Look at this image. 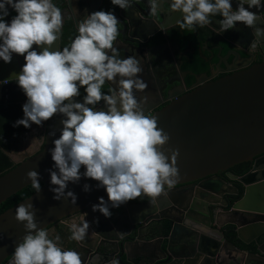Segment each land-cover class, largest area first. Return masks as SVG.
Wrapping results in <instances>:
<instances>
[{"label": "water", "instance_id": "95a60500", "mask_svg": "<svg viewBox=\"0 0 264 264\" xmlns=\"http://www.w3.org/2000/svg\"><path fill=\"white\" fill-rule=\"evenodd\" d=\"M95 2L103 5V0ZM75 3L76 0H67L64 6L73 12ZM166 7L161 4L162 15L157 19L150 15L147 0H140L128 11L116 7L115 15L120 26L131 30H137L140 19L143 33L155 30L144 41L161 32L166 41L161 50L170 56L172 48L175 56L180 55L184 77L181 93H187H172L173 101L153 114L157 116L158 127L170 135L167 148L178 149L180 153V179L175 187L165 188L167 195L159 197L156 204L149 203L147 198H137L112 209L114 227L101 220L102 214L92 211L100 197L108 200L106 191L98 190V182L94 180L69 184L68 190L78 197L76 206L69 200L54 199L49 172L54 162L49 150L62 128V117L56 116L45 123V135L38 146L44 145V149L39 148V154H28L25 149L19 162L15 161L18 156L15 151L6 153L18 166L0 177V206L30 187L27 173L36 170L41 177V191L21 203L34 205L39 228L53 233L56 225L62 227L84 213L92 228V224L102 227L100 233L105 238L102 241L94 231L97 244L87 240V235V241L63 245L79 252L82 264H112L113 260L117 264H264V62L253 65L254 58L249 52L256 42L264 53V36L253 37L255 30L243 24L217 34L215 29L220 28L222 19L218 16L213 18L212 26L188 33L189 48L186 54H180L177 46H173L172 33L182 32L175 27L182 17L164 11ZM237 7L233 0V9ZM131 10L135 16L130 14ZM260 16L258 27H264V12ZM78 22L75 16L76 30ZM215 39L224 45L217 47L220 50L217 62L213 61L217 55L212 56L216 48H210ZM231 42L234 50L222 53L224 48L231 47ZM57 46L61 47V38ZM205 53L212 54L211 58ZM24 64V58L15 55L10 64L0 61V103L26 102L15 82V75ZM219 75L224 77L216 80ZM160 78L158 75L157 79ZM179 80L176 77L170 82ZM34 128L35 125L31 132ZM51 132L56 136H50ZM245 163L251 164L250 172L243 176L231 173ZM84 184H90L92 190L84 192ZM18 205L0 216V264H10L15 247L26 234L23 224L15 219ZM228 227L236 233L238 242L248 248L256 245L257 252L230 242L224 232ZM118 229L125 233L118 236Z\"/></svg>", "mask_w": 264, "mask_h": 264}, {"label": "clouds", "instance_id": "9594fccd", "mask_svg": "<svg viewBox=\"0 0 264 264\" xmlns=\"http://www.w3.org/2000/svg\"><path fill=\"white\" fill-rule=\"evenodd\" d=\"M139 2L111 0L123 11ZM235 2L236 10L233 0H147V5L150 15L159 19L161 4H166L164 11L182 17L175 27L189 34L212 26L213 18L219 16L217 34L243 24L255 30V37L264 36V27H258L264 0ZM64 23L54 0H0V61L10 64L14 55L25 60L15 82L26 102L23 118L14 127H43L54 117H62L59 138L49 150L54 162L49 170L54 199L69 200L76 206L78 197L68 190L69 184L88 179L107 193L108 200L100 197L92 206L93 212L107 219H111L112 209L137 198L156 204L167 195L165 188L173 189L180 179V153L167 148L170 135L158 127L157 116L146 110L148 97L137 99V93L148 88L141 78V61L135 56L120 57L115 46L120 20L113 11L86 14L77 24L78 34L61 48L57 42ZM106 84L110 85L108 91H104ZM27 179L39 193L38 172L29 171ZM91 190L90 184H84V192ZM86 216L66 222L69 240L79 243L85 239L90 228ZM15 219L26 234L15 247L10 264H82L79 252L64 248L59 235L39 228L32 203L19 204Z\"/></svg>", "mask_w": 264, "mask_h": 264}, {"label": "flooded vegetation", "instance_id": "af4514ba", "mask_svg": "<svg viewBox=\"0 0 264 264\" xmlns=\"http://www.w3.org/2000/svg\"><path fill=\"white\" fill-rule=\"evenodd\" d=\"M81 1H84V0H76L74 11L72 12L67 6H64L67 0H54V2L61 9L65 17V23H64L63 30H62L63 34L61 36V48H63V45H64V38L66 34L65 27L68 21L73 22L74 28L76 30V25L74 23L75 16L80 21L81 19L85 17L86 14H91L96 11L103 10V7L105 6L104 0H103V5L101 7L95 1H93L90 6H84L83 3H85L86 5L87 3L86 2L81 3ZM115 9L116 7L114 6L112 10L114 13H115ZM129 12L130 14H132V16H135L134 10H131ZM142 24H143L142 21L138 19L137 26L139 27L137 28V30L132 29L133 31L128 26L124 27V26L119 25L120 34L118 36L115 46L118 48L119 55L121 58H126L128 56H135L137 59L141 61V66L143 68V71L141 73V76H142L141 78L145 80V82L148 84V88L145 90V93H137V99L142 100L144 96H147L149 99V104L146 106V110L148 111L150 115H153L155 112H158L161 109L165 108L173 101V99H171V96H170L172 93L177 92L179 93V95H184L187 92L184 94L181 93L183 91V86H184L182 85L184 77L182 75V68H181L182 66H180L179 64V61L181 60L180 55L178 57L177 55L175 56V54L173 53L174 50L172 48L169 51L170 56H168V54L166 55L164 50H161V46H163L166 43L161 32L156 33L154 37L149 38L147 42L144 41L148 38V36L151 35L150 33H154L155 30H149L148 33H143L142 30L140 29ZM77 34L78 32L76 30V35ZM172 35H174L173 36L174 37L173 46L174 45L177 46V48L180 51V54H186L185 52H187V49L189 48V44H190V41L188 40V36H189L188 33H185L183 31L176 32L174 30ZM74 37L70 40V43L74 39ZM253 37H255L254 34H253ZM136 39H140L141 41L136 40ZM216 40L217 39H215L214 43H211V47H210L211 49L216 48L215 54L212 55L209 53H205V55H207L209 58H211V55L212 56L217 55L216 58L213 59V61L217 62L218 55L220 53V50H217V47H221V46L224 47V45L220 43H216ZM255 40L256 39H254V41ZM233 46H234V43L231 42V47L224 48L222 53H227L231 50H234ZM249 52L253 55V58H254L253 65L261 64L264 62V53L261 52L256 42H254L251 45ZM196 58L197 59L199 58L197 54H196ZM158 75L161 76L160 80L157 79ZM176 77H179L180 79L179 82L178 81H174V83L170 82V79H174ZM222 77H224V75H219V77L216 78V80ZM105 87L109 88L110 85L106 84ZM45 130H46V124H44L43 127L38 126V136L40 137V142H42V138L45 135ZM32 133L33 132H31V128H30V132L22 140V144H20L19 149L23 145L26 146V143L28 142V138H30V135ZM39 148L40 150L43 149L44 145L40 146ZM36 152H37L36 154L40 153V151H36ZM220 206L221 205H219V207ZM113 214L115 215V213L112 211L111 219H107L103 216L101 220H103V222L106 220L107 222H109V224H111L112 227H114L115 224H114V221L112 220V218L114 219ZM93 220L94 218H92V223H93ZM92 225H93V228L90 226L88 230L87 235L89 236V238L87 240L90 239L92 243L97 244L96 242L97 236L96 234L94 235L95 233L94 231L99 233L100 241H102L105 238L100 233L102 231L100 228L102 227L97 226V225L95 226L94 224ZM53 228H54L53 233L61 237V240L63 242L62 246L67 245V243L71 241L69 240L70 233L68 231L67 224H63L62 227H59L58 225H56ZM110 230L109 232H112ZM120 232L125 233V230H119L117 232L118 236L121 235ZM224 232L226 233V230H224ZM84 240L87 241L86 238ZM112 248L114 249L115 247L113 246Z\"/></svg>", "mask_w": 264, "mask_h": 264}, {"label": "trees", "instance_id": "16d2710c", "mask_svg": "<svg viewBox=\"0 0 264 264\" xmlns=\"http://www.w3.org/2000/svg\"><path fill=\"white\" fill-rule=\"evenodd\" d=\"M104 2L105 6L103 7V10L112 11L114 6L111 4V0H104ZM65 28L66 34L63 47L69 46L70 40L76 35V30L72 21H68ZM108 89V87H105L104 91H108ZM83 94V89H81V96H83ZM22 104L23 102L21 101L0 103V177L14 170L18 166L6 153L18 151L20 144H22V140L30 132V128L26 129L23 126L14 127L15 122L18 119L23 118ZM250 170L251 164L245 163L233 168L231 173L237 176H243L250 172ZM35 193V190L30 186L14 195L0 206V216ZM225 234L227 239L230 240V242L235 243L238 247L249 249L252 253L257 252L256 245L250 248L241 245L237 240L236 233L231 227L226 229Z\"/></svg>", "mask_w": 264, "mask_h": 264}, {"label": "rangeland", "instance_id": "374dc122", "mask_svg": "<svg viewBox=\"0 0 264 264\" xmlns=\"http://www.w3.org/2000/svg\"><path fill=\"white\" fill-rule=\"evenodd\" d=\"M38 144H40V137L38 136V126L35 125L33 133L30 135V138H28L27 146L23 145L17 152H15L18 154V156H15V161L20 162L26 151L28 154H34L38 150Z\"/></svg>", "mask_w": 264, "mask_h": 264}, {"label": "crops", "instance_id": "0c3cea01", "mask_svg": "<svg viewBox=\"0 0 264 264\" xmlns=\"http://www.w3.org/2000/svg\"><path fill=\"white\" fill-rule=\"evenodd\" d=\"M95 1V0H94ZM84 2H86L87 3V6H90L91 5V3H92V0H84Z\"/></svg>", "mask_w": 264, "mask_h": 264}]
</instances>
